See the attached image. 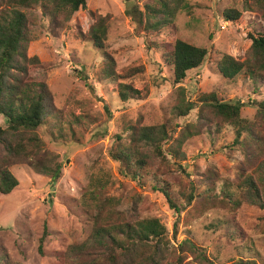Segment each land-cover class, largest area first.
Wrapping results in <instances>:
<instances>
[{
  "label": "rangeland",
  "instance_id": "rangeland-1",
  "mask_svg": "<svg viewBox=\"0 0 264 264\" xmlns=\"http://www.w3.org/2000/svg\"><path fill=\"white\" fill-rule=\"evenodd\" d=\"M148 1L152 0H88V9L75 12L69 25L56 31L51 30L40 5L26 10L33 36L29 55H38L50 63L35 75L46 80L53 92L64 120V136H59L52 126L39 128L43 139L41 152L28 163L13 164L11 170L19 185L9 194L0 193V244L7 247L14 260L25 264H62L53 250L64 249L89 236L92 225L81 207L80 197L89 175L105 171L114 180L112 192L122 196L121 208L130 220L161 218L175 243L189 236L217 264H228L240 254L251 255L264 264V209L244 204L236 220L246 235L241 240H232L229 232L234 231L236 223L233 217L232 225L225 222L229 214L224 209L192 215V207L201 200L195 195L191 205L177 213L164 193L156 189L164 184L156 185L153 168H147L141 179L124 177L119 173V162L110 155L116 134L124 136L126 125L138 119L147 125L171 120L179 85L185 87V96L190 100H198L199 93L211 91L223 100L240 99L244 103L242 116L246 119H255V102L264 99V84L258 85L243 74L230 80L217 68L231 46L242 48L245 44L242 32L223 16L226 8L242 10L244 0H186L193 4L192 12L181 9L174 24L161 32L138 35L126 9L132 2ZM89 10L110 14L106 48L116 61L118 75L114 79L101 74L104 65L101 51L82 37L94 21ZM178 37L208 48L202 65L188 71L180 84L174 81L160 50L161 43H173ZM121 83L138 89L140 96L122 100ZM197 113L195 108L186 116L174 118L169 128L172 137L164 145L172 173L163 178L172 196L184 205L180 181L187 185V192L190 181L196 185L197 194L210 181H215L219 190L224 180L232 182L236 178L244 158L241 148L234 143L236 134L232 125L224 126L219 133L203 132L187 138L182 144L186 156L183 160L170 155L169 145L182 138V128L195 122ZM0 123L7 125L1 114ZM41 164L53 167L60 164L59 179L53 181ZM158 172L161 178L163 174ZM185 220L191 222L187 224ZM175 223L179 231L174 238Z\"/></svg>",
  "mask_w": 264,
  "mask_h": 264
},
{
  "label": "trees",
  "instance_id": "trees-1",
  "mask_svg": "<svg viewBox=\"0 0 264 264\" xmlns=\"http://www.w3.org/2000/svg\"><path fill=\"white\" fill-rule=\"evenodd\" d=\"M87 3L88 0H0V114L7 122L6 126L0 123L2 194L11 193L19 185V179L11 166L28 163L41 152L43 139L39 128L52 126L57 129L59 136H64V120L55 104L53 92L46 80L35 75L50 63L41 60L38 55H29L33 36L26 10L40 5L51 30L56 31L68 26L75 12L88 9ZM192 8L193 4L186 0H152L143 4L132 2L126 12L135 22L138 35H154L174 24L179 10L192 12ZM89 14L94 21L82 33V37L101 51L104 63L101 74L114 79L118 75L116 61L106 48L110 14L93 10H89ZM223 16L242 32L245 44L242 48L231 46L217 63L218 70L230 80L243 74L258 85L264 84V0H244L242 10L226 8ZM160 50L163 62L172 70L174 81L179 84L187 78L188 71L202 65L208 53V48L189 43L180 37L173 43H161ZM119 91L122 100L140 96L138 89L125 83L120 84ZM255 103V119H246L242 116L244 103L240 99L223 100L211 91L199 93L198 100H190L185 96V87L179 85L171 120L147 125L138 119L126 125L124 136L116 134L110 155L119 162V173L124 177L141 179L147 168H153L156 185L164 184L156 189L164 193L169 205L177 213L191 205L195 195H199L201 200L192 207V215H201L211 209H224L229 214L225 222L232 225L234 218L236 223L229 237L241 240L246 235L236 220L241 207L250 204L264 209V99ZM195 108H198L197 120L182 128V138L174 139L169 145V154L183 160L186 156L182 144L187 138L203 132L219 133L224 126L232 125L236 134L234 143L241 148L244 158L236 178L232 182L224 180L219 190L216 182L210 181L204 183L203 190L197 194L194 192L196 185L190 181V191L187 192V185L180 181L179 193L186 201L184 205L172 196L163 178L172 173L164 145L172 137L169 128L174 118L186 116ZM69 125L73 130V124ZM177 163L187 172L181 163ZM41 167L53 181L58 180L62 174L60 164L55 167L41 164ZM158 171L163 174L161 178L157 176ZM113 184L114 180L105 171L89 175L82 189L80 203L91 221V232L80 242L53 250V255L60 263L217 264L193 238L187 236L175 243L161 218L147 216L130 220L121 208L122 196L112 192ZM185 221L187 224L191 222ZM178 231V224L175 223L174 238ZM261 263L251 255L240 254L228 264ZM0 264L25 263L14 260L7 247L0 244Z\"/></svg>",
  "mask_w": 264,
  "mask_h": 264
}]
</instances>
